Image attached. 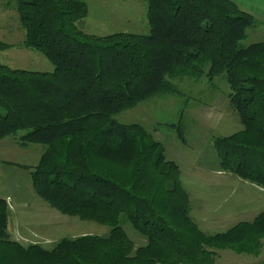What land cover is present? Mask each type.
<instances>
[{"label":"trees","instance_id":"obj_1","mask_svg":"<svg viewBox=\"0 0 264 264\" xmlns=\"http://www.w3.org/2000/svg\"><path fill=\"white\" fill-rule=\"evenodd\" d=\"M145 2L147 32L98 35L76 26L87 14L84 0H5L24 29L22 45L53 69L0 62V138L43 144L29 166L35 193L64 214L110 228L62 237L51 248L24 246L6 230L8 203L0 196V264H212L209 244L259 245L264 210L250 223L205 234L162 142L142 124L114 117L176 91L168 77L223 75L242 128L212 138L219 165L264 186V39L240 43L259 22L233 0ZM9 46L0 39V50ZM122 217L144 243L135 245Z\"/></svg>","mask_w":264,"mask_h":264},{"label":"rangeland","instance_id":"obj_2","mask_svg":"<svg viewBox=\"0 0 264 264\" xmlns=\"http://www.w3.org/2000/svg\"><path fill=\"white\" fill-rule=\"evenodd\" d=\"M84 1L87 14L76 22L79 29L98 35L125 29L148 31L145 0ZM4 2L0 0V39L11 46L0 50V62L17 68L52 70L53 65L40 51L22 45L24 29L18 14ZM260 37L262 34L248 29L240 43L246 45ZM168 79L176 91L152 95L120 111L115 119L142 124L166 147V158L177 159L181 185L184 187V182L189 189L186 192L190 214L196 216V224L205 234H221L239 222L250 223L264 210V186L230 171L217 173L221 167L212 138L242 128L238 113L229 104L224 76L211 81L204 74L175 75ZM16 140L13 136L0 138V196H9L6 230L10 238L24 246L38 243L51 248L62 237L107 234L108 225L64 214L35 193L29 166L36 164L45 146L20 145ZM192 169L208 175L196 179L190 175ZM120 224L136 246L145 242V237L125 217ZM258 242L249 251L224 243L206 247L213 253L212 264H264V235L259 236Z\"/></svg>","mask_w":264,"mask_h":264},{"label":"crops","instance_id":"obj_3","mask_svg":"<svg viewBox=\"0 0 264 264\" xmlns=\"http://www.w3.org/2000/svg\"><path fill=\"white\" fill-rule=\"evenodd\" d=\"M233 1L240 8L250 12L251 14H253L256 17V19L258 20L260 25L255 26L253 28V30L257 34H262V37H260V38L264 39V0H233ZM123 31H130V30H126L125 29ZM16 143L20 144L18 141H16ZM20 145H22V144H20ZM164 153H165V156H166V147L165 146H164ZM169 159H172V158H169ZM172 160H174L177 163V159H172ZM195 168L197 169V167H195ZM190 172H191L190 175L194 176L196 179H198L199 177H203L205 175H208L204 171H197V170H193V169ZM226 172H229V171L221 170L220 168L217 170V173H220V174H222V173L224 174ZM182 173H183V171H182ZM210 178H212V177H210ZM182 179H183V177H182ZM183 185H184L185 190L187 192H189V189L186 187L184 182H183ZM8 198H9V196L7 195V197H6L7 202H8ZM190 213H191V209H190L189 215L195 222H197L196 218H195L196 216L195 215L191 216Z\"/></svg>","mask_w":264,"mask_h":264}]
</instances>
